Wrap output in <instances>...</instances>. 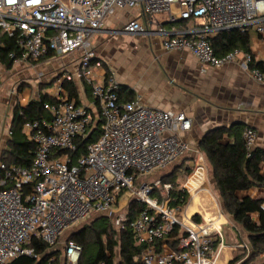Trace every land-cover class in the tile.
Segmentation results:
<instances>
[{
  "label": "built area",
  "instance_id": "obj_1",
  "mask_svg": "<svg viewBox=\"0 0 264 264\" xmlns=\"http://www.w3.org/2000/svg\"><path fill=\"white\" fill-rule=\"evenodd\" d=\"M117 8L139 9L150 16L166 13L173 23L204 19L189 29L159 28L155 33L164 37L165 48L188 50L203 66L221 68L238 61L264 82V74L249 66L256 60L252 53L235 49L219 56L212 44L221 31L254 29L264 34V0H0V29L22 50L20 56L11 54L14 64L80 54L79 69L62 73L52 87L55 101L44 106L52 120L24 126L38 146L32 165L0 160V264L32 255L29 244L34 237L56 247L69 227L100 215L111 217L117 228L134 232L144 246V264H216L227 245L219 219L196 221L181 206L170 204L172 184L161 179L138 183L186 156L189 144L181 133L193 122L185 112L153 108L140 96L121 101L114 75L96 77L95 68L102 63L96 60L91 39ZM124 30L135 33L144 28L132 19ZM75 78L91 86L93 100L80 103L69 96L64 84ZM98 122L99 137L74 158L78 141L87 139ZM243 136L251 156L258 132L249 127ZM123 190L145 206L130 222L115 215ZM175 229L177 247L159 249ZM82 250L67 239V264H77Z\"/></svg>",
  "mask_w": 264,
  "mask_h": 264
},
{
  "label": "crops",
  "instance_id": "obj_2",
  "mask_svg": "<svg viewBox=\"0 0 264 264\" xmlns=\"http://www.w3.org/2000/svg\"><path fill=\"white\" fill-rule=\"evenodd\" d=\"M132 19L141 23L143 32L129 33L124 30V26ZM203 22L204 19L199 18L180 19L173 23L166 13L150 16L142 14L139 9L117 8L106 17L104 26L93 35L91 41L96 60L102 63V67L95 68L96 77L114 75L122 89L121 101L140 96L145 104L153 108L185 112L192 119V128L181 133L183 140L189 144V151L183 161L165 176L173 171L185 174L184 180L179 178L181 188L189 193L187 203L181 206L183 212L200 222L219 219L227 245L221 250L216 264H228L233 259L229 256L233 247L248 248V245L238 242L243 233L232 215L224 209L215 188L212 165L200 143L207 132L217 128L240 126L245 131L250 127L258 132L254 149L264 151V82L257 81L249 69L238 61L228 62L221 68L203 66L188 50L165 48L164 37L155 33L159 28L167 31L172 28L185 30ZM249 33L251 53L256 60L264 61V34L254 29H250ZM39 62L53 66L54 70H59L60 75L73 73L80 67V54L75 52L66 56L44 57ZM72 82L78 86V102L93 100L82 80L75 78ZM51 90L44 92L50 94ZM37 97L24 95L19 103L26 106ZM16 104L5 108L4 103H0V160L8 150L10 125ZM224 141H233V138L226 135ZM186 161H189V165L184 169ZM189 167L191 172L187 173ZM262 172L264 174V165ZM162 182L171 184L163 179ZM246 196L264 197V187L257 186L239 192V197ZM119 201L120 195L116 206ZM225 213L228 214L232 228L224 230ZM158 247L163 250L175 249L177 240L172 236L163 246L160 242ZM221 256L224 257L220 261Z\"/></svg>",
  "mask_w": 264,
  "mask_h": 264
},
{
  "label": "trees",
  "instance_id": "obj_3",
  "mask_svg": "<svg viewBox=\"0 0 264 264\" xmlns=\"http://www.w3.org/2000/svg\"><path fill=\"white\" fill-rule=\"evenodd\" d=\"M212 44L219 56L235 49L251 53L249 30L221 31L212 38ZM12 53L17 57L22 54V50L14 37L0 29V63L12 67L14 65ZM249 66L264 74V61L254 60ZM83 82L87 91L91 93V86ZM64 88L71 98L79 101L78 86L75 82H65ZM121 90L120 88L119 98ZM54 101L55 99L49 93L40 91L38 97L33 98L26 106L16 104L10 125L12 134L8 150L2 157L3 161L8 164L32 165L38 146L24 132V126L29 121L43 119L51 121L53 116L44 106ZM100 128L101 123L98 122L89 138L78 141V150L73 154L74 158L84 154L86 144L99 137ZM226 135L233 138V141L225 142ZM243 135L244 129L240 126L229 129L217 128L207 132L202 137L200 145L212 165L215 188L224 209L232 215L242 233L247 235L251 246L250 249H243V252L230 260L228 264H264V261L254 262L255 258L264 255V197H239L241 191L257 186L264 187L262 172L264 151L257 148L253 150L251 156H248ZM186 172L190 173L191 168H187ZM163 180L170 181L172 184L169 195L170 204L185 205L189 193L181 188L177 171L169 176L164 175ZM124 192L125 190L120 193V198ZM144 207L143 203L133 199L126 218L128 222L134 220ZM178 233L179 230L175 229L172 236H177ZM68 239L75 240L83 248L77 264H99L103 261L106 264H144L141 260L144 246L138 242L134 232L128 227L117 228L109 216H97L89 224L73 231ZM29 246L34 250L33 254L21 255L12 264H60V250L48 245L41 238L34 237Z\"/></svg>",
  "mask_w": 264,
  "mask_h": 264
},
{
  "label": "rangeland",
  "instance_id": "obj_4",
  "mask_svg": "<svg viewBox=\"0 0 264 264\" xmlns=\"http://www.w3.org/2000/svg\"><path fill=\"white\" fill-rule=\"evenodd\" d=\"M28 63V64H14L12 67L5 66L0 63V103H4V107L6 108L7 105L11 106L12 104L19 103L21 97L30 96V97H37L40 91H46L54 86L57 79L60 77L59 70H54L53 66L39 62V63ZM29 90V91H28ZM185 158V157H183ZM183 158L177 160L173 164L169 165L167 168L163 170H158L156 173H152L151 177L143 176L141 180L151 182L152 180L163 179L164 175L170 172L174 167L183 161ZM189 165V161L185 162V167ZM175 172V171H173ZM184 173L178 174V178L184 180ZM147 177V178H146ZM181 183V182H180ZM136 199L135 195L131 192H125L120 198L118 206H116L115 215L116 217L120 218H127V214L130 207V202ZM100 216H108V215H100ZM97 216H92L88 220L72 225L69 227L63 235L59 239V243L56 246L58 250H60V261L59 263L67 264L66 256L64 253L65 249V242L70 237L71 233L75 230H78L89 224L92 220H94ZM223 220L226 223L224 226V230L226 228H232L230 224V220L228 214H224ZM240 235V234H239ZM239 237V236H238ZM238 242L240 244H247L248 248L250 249V242L247 238L246 234H241ZM232 243V242H231ZM235 243V242H234ZM233 243V244H234ZM238 245V244H237ZM237 249V250H236ZM244 248L233 247V250L229 251V256L234 258L237 255L241 254ZM224 256H221L223 259ZM264 261V255H261L255 258V263H260Z\"/></svg>",
  "mask_w": 264,
  "mask_h": 264
},
{
  "label": "water",
  "instance_id": "obj_5",
  "mask_svg": "<svg viewBox=\"0 0 264 264\" xmlns=\"http://www.w3.org/2000/svg\"><path fill=\"white\" fill-rule=\"evenodd\" d=\"M91 134H92V133H90V134L87 136V138H89V137L91 136Z\"/></svg>",
  "mask_w": 264,
  "mask_h": 264
}]
</instances>
